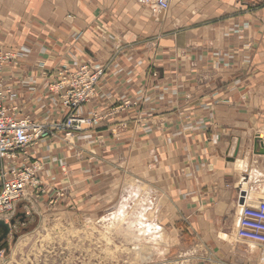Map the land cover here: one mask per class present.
<instances>
[{
    "label": "crops",
    "instance_id": "1",
    "mask_svg": "<svg viewBox=\"0 0 264 264\" xmlns=\"http://www.w3.org/2000/svg\"><path fill=\"white\" fill-rule=\"evenodd\" d=\"M0 48L26 51L6 84L39 119L58 95L38 63L107 67L83 107L103 120L75 132L73 146L59 138L31 149L46 188L35 200L104 212L148 186L170 205V233L188 232L177 242L182 264L259 262L257 244L227 232L240 196L264 202V154L254 151L264 126V0H172L157 17L133 0H0ZM130 99L140 106L121 110Z\"/></svg>",
    "mask_w": 264,
    "mask_h": 264
},
{
    "label": "built area",
    "instance_id": "2",
    "mask_svg": "<svg viewBox=\"0 0 264 264\" xmlns=\"http://www.w3.org/2000/svg\"><path fill=\"white\" fill-rule=\"evenodd\" d=\"M133 1L147 8L154 17L166 16L172 3V0ZM25 58L24 49L0 48V220L5 222L15 215L19 204L27 206L32 197L40 198L46 194L39 177L44 167L39 161H33L31 149L59 138L73 146L75 132L93 129L103 120L97 112L86 114L83 107L96 98L107 67H95L86 59L78 66L63 64L57 71H51L45 64L38 63L41 76L56 77L52 85L55 90L52 91L58 95L54 99L57 107L52 115L39 119L23 106L12 85L6 84L16 78L22 66L20 62ZM139 106L138 101L130 99L125 100L120 109L126 111ZM256 137L264 140V126ZM56 193L52 203H57L66 194L64 189ZM149 197H152L151 200ZM145 199L150 204L154 201L152 195ZM237 207L240 216L236 227L237 238L264 248V202L253 204L247 196H240ZM156 226L159 227L155 231L157 234L163 231L159 224Z\"/></svg>",
    "mask_w": 264,
    "mask_h": 264
},
{
    "label": "rangeland",
    "instance_id": "3",
    "mask_svg": "<svg viewBox=\"0 0 264 264\" xmlns=\"http://www.w3.org/2000/svg\"><path fill=\"white\" fill-rule=\"evenodd\" d=\"M149 195L154 197L152 204L145 199ZM105 206L104 212L92 207L60 211L34 197L27 206L19 204L6 222L14 219L16 224L0 264H182L179 257L184 251L177 242L188 232L170 233L162 219L170 205L158 190L148 186L127 190ZM149 223L159 224L163 231L142 233ZM230 231L232 240L237 231ZM251 249L260 253L257 264H264V248Z\"/></svg>",
    "mask_w": 264,
    "mask_h": 264
},
{
    "label": "water",
    "instance_id": "4",
    "mask_svg": "<svg viewBox=\"0 0 264 264\" xmlns=\"http://www.w3.org/2000/svg\"><path fill=\"white\" fill-rule=\"evenodd\" d=\"M255 143V153L256 154H260V155H263L264 154V140L261 141L260 139H256V141L254 142ZM238 152H239V149L236 151L234 157L231 159V161L234 162V160H236V156L238 155ZM11 224L9 223H6L4 220L1 221L0 220V232L3 233V236L0 237V242L3 241L4 238H6L8 236V234L12 231V226L15 225V220H11L10 222ZM5 251H8L9 250V244L8 242L4 243L3 246H0V254L2 252Z\"/></svg>",
    "mask_w": 264,
    "mask_h": 264
},
{
    "label": "bare ground",
    "instance_id": "5",
    "mask_svg": "<svg viewBox=\"0 0 264 264\" xmlns=\"http://www.w3.org/2000/svg\"><path fill=\"white\" fill-rule=\"evenodd\" d=\"M254 173H256V172H254ZM258 173V172H257ZM256 175V174H255ZM249 179V178H248ZM249 188V187H248ZM260 192V191H259ZM249 194V193H248ZM253 195V194H252ZM254 196H256V195H254ZM135 223V222H134ZM157 224H151V223H149L148 225H146V226H144V231L142 232V233H146L147 231L149 232V231H151V230H153L152 232H155V231H157L158 229H159V227H157L156 226ZM155 228V229H154Z\"/></svg>",
    "mask_w": 264,
    "mask_h": 264
},
{
    "label": "flooded vegetation",
    "instance_id": "6",
    "mask_svg": "<svg viewBox=\"0 0 264 264\" xmlns=\"http://www.w3.org/2000/svg\"><path fill=\"white\" fill-rule=\"evenodd\" d=\"M11 233V232H10ZM10 233L8 234V236L6 238L3 239V241L0 242V246H3L4 243L8 242L9 246H10V240H9V235ZM3 236V233L0 232V237Z\"/></svg>",
    "mask_w": 264,
    "mask_h": 264
}]
</instances>
